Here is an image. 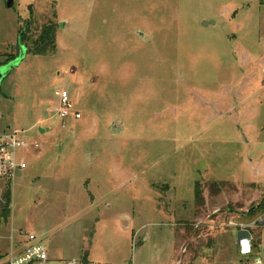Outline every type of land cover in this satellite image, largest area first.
<instances>
[{
	"label": "rangeland",
	"instance_id": "obj_1",
	"mask_svg": "<svg viewBox=\"0 0 264 264\" xmlns=\"http://www.w3.org/2000/svg\"><path fill=\"white\" fill-rule=\"evenodd\" d=\"M7 3L0 66L20 32L48 24L57 51L28 53L1 85L0 133L40 148L19 150L27 169L0 182V264L31 234L82 264H264V0ZM63 91L82 120L57 116Z\"/></svg>",
	"mask_w": 264,
	"mask_h": 264
},
{
	"label": "built area",
	"instance_id": "obj_2",
	"mask_svg": "<svg viewBox=\"0 0 264 264\" xmlns=\"http://www.w3.org/2000/svg\"><path fill=\"white\" fill-rule=\"evenodd\" d=\"M57 96L59 101L55 111L62 121L68 119L74 122L82 120L83 114L76 110L68 92L57 93ZM28 148L39 149L40 144L18 131L0 134V182L12 183L18 174L27 169L25 161L18 157V151ZM29 242L30 245L28 244L22 253L12 256L8 264H82L79 259H52L48 248L41 241H38L33 234L29 236ZM239 246L242 255L247 256L252 251L250 240H242Z\"/></svg>",
	"mask_w": 264,
	"mask_h": 264
},
{
	"label": "trees",
	"instance_id": "obj_3",
	"mask_svg": "<svg viewBox=\"0 0 264 264\" xmlns=\"http://www.w3.org/2000/svg\"><path fill=\"white\" fill-rule=\"evenodd\" d=\"M57 27L55 24H48L43 26L42 31L37 39L29 40L25 36V32H20L18 36L19 45H25L28 49V53L34 56H52L56 54L57 51V36H56ZM12 61V60H11ZM5 206L2 214V218L7 219L10 214V204H11V195L6 194L4 196ZM202 190L199 188V184L196 186V202H202ZM264 205V201L262 202ZM261 208V207H260ZM252 213V212H250ZM194 238V236L192 237ZM186 250V249H185ZM0 256V260H1ZM85 264H88V256H85L83 259Z\"/></svg>",
	"mask_w": 264,
	"mask_h": 264
},
{
	"label": "water",
	"instance_id": "obj_4",
	"mask_svg": "<svg viewBox=\"0 0 264 264\" xmlns=\"http://www.w3.org/2000/svg\"><path fill=\"white\" fill-rule=\"evenodd\" d=\"M7 7L8 8L13 7V0H8ZM208 25H211V23L209 24L207 22L204 23V26H208ZM27 54H28V49L26 48V46L19 45L18 57L7 64L0 66V89L3 81L11 74V72L25 61ZM40 132L45 133L44 129H40ZM258 208L259 206L254 207L253 209H251L250 212L257 210ZM251 238L252 235L248 229H241L237 233L238 243H240L242 240H251Z\"/></svg>",
	"mask_w": 264,
	"mask_h": 264
},
{
	"label": "crops",
	"instance_id": "obj_5",
	"mask_svg": "<svg viewBox=\"0 0 264 264\" xmlns=\"http://www.w3.org/2000/svg\"><path fill=\"white\" fill-rule=\"evenodd\" d=\"M205 22H207V23L209 24L208 20L205 21ZM205 22H204V23H205ZM44 131H45V130H44ZM0 134H1V133H0ZM245 228H246V227H245ZM263 229H264V228H262L261 230H263ZM239 231H240V230H239ZM239 231H238V232H239ZM250 232H251V235H252V238H251L250 241H251V244H254L253 241L255 240L256 237H255V234H253L252 231H250ZM257 232L260 234V235H259V240H260L259 243H260L261 240H262V236H261L260 228L258 229ZM236 242H237V244L239 245L238 241H236ZM252 249H253V251H254V248H252ZM257 252H258V250H257ZM0 256L2 257L3 255L0 253ZM243 256H244V255H243ZM198 259H204V258H202V257L197 258V259L194 260V262L197 261ZM88 261H89V259H88ZM178 261H179V259H177L176 264L179 263ZM89 262H90V261H89ZM177 262H178V263H177ZM194 262H193V263H194ZM248 264H249V263H248ZM256 264H263V263H262V260H261L260 257H259V253H258V256L256 257Z\"/></svg>",
	"mask_w": 264,
	"mask_h": 264
}]
</instances>
